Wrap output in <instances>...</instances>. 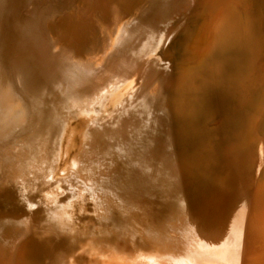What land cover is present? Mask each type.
I'll use <instances>...</instances> for the list:
<instances>
[{
	"label": "rangeland",
	"instance_id": "obj_1",
	"mask_svg": "<svg viewBox=\"0 0 264 264\" xmlns=\"http://www.w3.org/2000/svg\"><path fill=\"white\" fill-rule=\"evenodd\" d=\"M67 1L68 0H54V1L53 0H45V1L44 0H35V2L37 4H39V3H41V4L53 3L54 8L64 6ZM171 1L172 0H152L151 5H149L150 7L147 6V7H144L143 9H141L139 11V13L137 14V16H135V18H133V20L129 24H127V26L123 27L122 30L120 32H118L119 38L117 40V43L116 44L114 43V45H115L114 49L116 50V51L114 50V54L118 58L122 57V55H123V56H125V58H127L128 61L141 62V65L143 64L144 68H146V69L148 68L147 70H151V69L155 70L157 73H160L161 75H163V78L166 79L168 82H171L172 80L175 81L178 78H180L182 76L183 72L189 67L188 69L193 70L192 71V77L194 78V80H196V81L198 80L197 82H199L205 76V69L203 66H200V67L198 66V65H200V63L191 62L192 57H193V54H192L193 50H192V48H190V46L192 47V42L196 38L198 31L203 26L202 24H204L206 22V16L204 14H201L200 12H195L193 14H187L186 16H184L185 19H183L184 17L178 18L179 13L181 12L180 11L181 8L179 7V8H177L176 11H174L175 15L172 12L169 13V10H171V9H169ZM154 7H156V8H154ZM154 9H156V10H154ZM167 9H169V10H167ZM160 10H163L164 12L160 11ZM165 10H166V12H165ZM153 12H156V14L154 13L155 14L154 15ZM151 17L154 21L156 20L155 21V23H156L155 27L152 30L150 29L148 31V33H145V36H144V34L138 35V33L140 32L141 29L142 30H143V28L148 29L147 26L149 25L148 22L150 21ZM177 19H178V21H177ZM135 29L137 31L139 30V32H136ZM132 35H134V37H133L134 39L132 38ZM164 35H165V37H164ZM137 39H140V40H137ZM128 40H130V42ZM154 41L156 43H154ZM124 43H125V45H124ZM131 47H132V49H131ZM179 49L181 51H179ZM183 50H185V51H183ZM119 51H120V53H119ZM180 52L183 54H181ZM101 53L102 52H100L99 54H101ZM190 53L192 54V56ZM99 54L97 56H99ZM174 54H175V56H174ZM91 55L95 59L91 57L92 59L90 62V66H87V65L83 66L82 65L80 67H75L73 70H69L70 71V75H69L70 78L73 77L76 79V81L81 80L82 78H86V79L92 78V76H93L92 74L94 72H96V70H98L101 67V63H103L104 60L102 58L103 56L97 57L95 51H92ZM189 56H190V58H189ZM176 57H178V58L176 59ZM180 58H182V59L184 58V59L179 60ZM158 59H159V61L157 62ZM185 59H187V60H185ZM92 61H94V62H92ZM263 63H264V60H263ZM144 64H145V66H144ZM217 64L219 66H222L220 64V61L217 62L216 65ZM155 66H156V68H154ZM157 66H159L161 68L158 69ZM184 66H186V67H184ZM162 67H163V69H162ZM177 68H179V69H177ZM238 69H239V67H238ZM178 71L180 72V74ZM226 71H229V70H226ZM177 75H178V77H177ZM132 80H133V77H131L130 79H127L126 81H124L123 79H118V78L115 79L114 81L110 80L106 84H104L99 90L95 91L94 94L92 92L88 95L86 94V96L84 95V96L80 97L79 99H64L63 100L62 99L63 98L62 93L64 92V90H62L63 88L57 89L54 93H52V94L50 93L49 95H47L46 96L47 98L46 97L43 98L42 103H40V105H39V103L35 102L33 109L45 108L49 112L51 111L50 114L55 115L56 123H57V125H56L57 129L54 132V134H52L50 137H48L47 140H45V138H44V141H41L37 145H35V147H34L35 149L33 148V145H31L30 142L28 143V140H26L24 137H20V134L22 133V131H24V129L28 125V122H33V119L30 117L28 119L26 117L27 119L25 120L26 123H24V126L22 125V122H21V124H19L20 125L19 126L15 123L17 111H15L13 109H8L7 111H0V128L1 129L3 128V130H4L3 131L0 129V148L2 146H4L3 143L6 142V145L4 146L5 148L2 147V149H0V152L3 154L4 153L3 149H4V151H5L4 154H6V155L8 154V156L10 155L8 158V161H6L7 163L4 162V163L0 164V167H1L0 168V176L1 177L3 176L2 178L0 177V187H1L0 188V195H1L0 196L1 197L0 206H2V207H0V216H1L0 217V264H264V261H263L264 260L263 259L264 258V226H263L264 225V219L262 217L264 214V211H263L264 209L262 207V201L259 198H257V197L254 198V196L247 195L248 197L245 198L240 203V207L238 209H236L235 212H231V211L226 212L227 209H223V210L220 209L217 211L213 208L206 207L207 204L209 203V200H210V188L208 187L209 177L212 175L211 177L214 178L215 176L220 174L219 177L223 178L226 175H228L229 168H230L228 166L225 167L224 165L219 163L216 158H214L215 157L214 156L215 151L213 149L214 148L213 146L218 147L219 144L223 143L224 141H227L230 139L235 140L234 134L237 133V135L241 136L240 138H241L242 142H241L240 148H241L242 153H241L240 161L238 162V166L235 169L233 168L231 171L232 174L236 175V173L238 171L236 176H238V174L240 173L239 177H242V176L250 173L248 175L247 179L249 180L250 185H252L251 187L254 188L253 184H255V178L257 179V175L259 177V176H261L262 173H264V147H263V145H264V114L261 117L260 122H258V124H259L258 129L260 128L259 129L260 139H259V137H257V139L251 138V135L248 132H246L244 129L246 127V124L249 122V120H251V118H253V116L255 114L254 111H255L257 105L261 104V100H262L261 97H262L263 88L258 87V88H254V89L252 88L251 89V92H250L251 100L247 104L248 108L244 113L240 112V110H239L240 107L235 108V110H234V107H231V106H233L234 100H232L231 97L229 96L228 99L226 100L224 108L221 110V112L218 114V116L214 117L212 120L209 119L210 121L208 120L207 117L205 119H207L208 121L205 119L201 120V122L199 124L201 127L207 126L208 128L210 127V129L212 128L211 133H210L211 135L208 134L209 135L208 140L206 139L205 141L200 142V144H199L200 146L202 145L201 147H203V149H201L202 153H210V155L209 154L205 155V157H203V158H199L200 156L197 158L196 157L193 158V161L191 162V166H190L191 169L189 168L188 173H186V175L182 176V180H181L182 181L181 182V184H182L181 189L182 190L177 188L178 191H176V189L174 188V185L169 186L171 184L172 180H170L168 182L169 183L168 185L167 184L164 185L163 190H164V193L165 192L166 193L163 196H161V199H158L159 203L157 202V200L154 201L153 198L145 199V198H147V196L146 197L143 196V198L131 197L133 200H132V204H131V202H130V204L136 210V212H134L135 211L134 209H127V211L125 209V211H123L121 208H119L120 207V206H118L119 200L113 199V198H115L114 196H116V195L113 194L112 191L111 192L109 191V193H108L107 192L108 190L105 188V186L107 185L104 183L106 181V178L111 177L112 175L126 176V175L130 174L129 170H131L128 168H126L128 170L120 168V167H122V164L120 166V163H121L120 161L122 160L123 157H125V155L123 154L125 152L120 150L121 148L120 149L117 148L119 150H115L116 148H112L116 144H114L115 143L114 141H111V139H109L111 135L109 133H107L105 127H107L109 125L110 126L115 125L116 123H118L122 120L127 121V122L130 121L132 128L134 127L133 129L129 130L130 131L129 134L131 136L130 142H131L132 148H133V146H135L134 148L136 149V148H138V145L141 146V143H142L141 140L145 136L150 137V136L154 135L153 138L159 139V141L163 142V140L165 138L166 130H169V131L170 130H177V129L179 130V129H181V126H179L177 124L175 126H171L170 123H166L164 121L167 118H165L163 116V112L157 111L155 113V111H151L146 105H144L142 103V98L140 97V95L142 93L141 89H140L142 87V84H140L139 79L136 80V81H138L139 84L137 82H135V83L132 82ZM131 82H132V84H131ZM110 84H111V86H110ZM118 84H120V85H118ZM135 84H136V86L139 85V87L138 86L135 87ZM130 90L131 91L133 90L135 93L133 91L131 93ZM259 90H260V92H258ZM108 91H109V94H108ZM126 92H129V93H126ZM133 95H135V96H133ZM136 96H138V97H136ZM129 97H130V99H129ZM97 98H99V100ZM17 99L20 100L22 98H21V96L18 95ZM89 99H90V101H89ZM93 99H94V101L92 102ZM224 99H226V97ZM96 100L98 101L97 103L95 102ZM253 100H254V102H253ZM81 103H83V104H81ZM229 103L231 106L229 105ZM21 104H23V103H19V105H21ZM95 104H97V105H95ZM111 104H113V105H111ZM128 104H130V105H128ZM226 104H228V106H230L233 110L229 109ZM109 105H111V106L109 107ZM124 105H126V106H124ZM82 106H83V109H82ZM114 106H116V107H114ZM250 106H252V107H250ZM77 107H78V109H76ZM90 107H92V108H90ZM55 109H57V111ZM146 109H148V110H146ZM108 110H109V112H108ZM227 110H229V111H227ZM110 112L112 113L111 115L109 114ZM247 112L250 114H248ZM28 113H29V111H28ZM108 114H109V116H112V118H110V117L108 118ZM239 114H241V116ZM228 115H229V117H228ZM244 115H245V117H244ZM66 116H67V118H66ZM113 117H114V119H113ZM134 118H136V119H134ZM237 118H238V120H237ZM219 119H222L223 121H226V122L228 121L226 124L227 125L229 124V125L225 126L222 130L218 129L220 124L218 126V124H214V123H217V121ZM4 120L6 122H8L7 125H6V122ZM74 120L77 122H75ZM223 121H221V122H223ZM101 125H103V126H101ZM75 126H76V128H75ZM97 126L99 127V129ZM67 128L69 130H67ZM215 128H217V129H215ZM139 129H141V130H139ZM14 130L16 131V133ZM69 131H71V132H69ZM87 131H88V133H87ZM91 131L93 133H91ZM101 131H103V133L104 132L105 133L104 134L102 133L103 134L102 135ZM213 131L215 132V134H213L214 133ZM77 132L79 133L80 136H78ZM4 133H9V134H4ZM60 133H61V135H60ZM3 134H4V136H3ZM63 134H65V135H63ZM14 135H16V137H15L16 139L14 141L16 143H14V142L9 143L7 138H9V136H14ZM95 135H98V136H96V138H95ZM104 135H106V136H104ZM103 136H104V138H103ZM221 136H223V137L225 136V137L223 138ZM70 137L74 138L75 141H74V139H72ZM243 138H245V139H243ZM69 140L71 141V143L73 142V145L75 148L73 147L72 144H71V146H69V144H70ZM261 140H263V141H261ZM100 142H102V143H100ZM106 142H107V144H106ZM112 142H114V143H112ZM164 142H166L165 148H166L168 154H171V155L177 154L178 155V156L176 155L177 157H179L180 155H182V157H189V156L194 154V151H197L198 149H200V147L197 146L198 144L197 145L195 144V146H194V144L192 145L189 143L188 144L187 143L185 144L183 142L178 143L175 140L172 142H168L167 140L166 141L164 140ZM219 142H221V143H219ZM1 143H2V145H1ZM17 143H19V145ZM93 143H95V144H93ZM45 145H47V146H45ZM57 145H58V147L56 148ZM76 145L78 147H76ZM12 146H14L13 148L16 150H14L12 148ZM109 146H111V147H109ZM69 147L70 148L73 147V148L70 149ZM246 147H248V148L246 149ZM262 147H263V150L261 149ZM76 148H78L79 150ZM111 148L114 151L110 150ZM215 149L217 150V148H215ZM14 151H15V153H14ZM76 151H77V153H76ZM91 151H93V152H91ZM119 152H121L120 153L121 155L119 154ZM74 153H76L75 154L76 157H74ZM93 153H94V155H93ZM53 154L54 155L57 154V155L54 156ZM72 154H73V156H72ZM101 154L103 157L101 156ZM248 154H249V156H247ZM21 156H23V157H21ZM40 156H42V157L40 158ZM67 156H69V157H67ZM55 157H56V159H55ZM77 158H79V159H77ZM11 159H13V160H11ZM66 160H67V162H66ZM11 161H12L13 165H12ZM17 161H19V162H17ZM29 161H31V162H29ZM52 161L56 162L57 164L54 162H53L54 163L53 164ZM254 161H256V162H254ZM15 162H16V164H15ZM68 162H70V164ZM248 162H249V164H248ZM22 163L24 165L27 163L26 164L27 166H24ZM61 164L63 166L64 165H66V166L62 167ZM261 164H262V166H261ZM67 165H69V166H67ZM16 166H18V167H16ZM35 168H37V169H35ZM1 169L3 172L1 171ZM64 169H66V170H64ZM242 169L244 170V172H241ZM245 170L247 171V173H245ZM89 172H90V174H89ZM26 173H28V174H26ZM241 173H242V175H241ZM50 175H51V177H50ZM71 176H72V178H71ZM8 178H10V179H8ZM54 179L58 180V181H55ZM19 181H21V183ZM11 183H13V184H11ZM100 183H102V184H100ZM46 184H47V186H46ZM256 184H257V181H256ZM44 186H46V187H44ZM62 186H63V188H62ZM14 187H15V189H14ZM47 187H49V188H47ZM10 189L13 191H11ZM44 189H45V191H44ZM174 189H175V191H174ZM249 190H247V191H249ZM19 191H21V192H19ZM167 191H169V192H167ZM5 192L8 193V194L6 193L7 195L5 194L7 197L4 195ZM13 192H14V194H12ZM81 193H83V194H81ZM111 193H112V195H111ZM246 193H248V192H246ZM2 194L4 196H2ZM27 194H29V195H27ZM171 194H173V196ZM165 195H166V197H165ZM15 196H17L16 198H18V199H20V196H21V198L24 197V198H22L24 200H22V199L18 200L15 198ZM69 196L71 199L69 198ZM130 196L131 195H129V197ZM195 196H196V198H195ZM162 197H165V198H162ZM3 198H5V199H3ZM9 198H11V199L8 200ZM83 198H84V201H86L84 203L85 207H91L92 208L88 212L95 213L94 216H98V218L100 217L102 222L103 221L105 222V214L104 213H106L107 210L110 211L111 209L114 210V208H115L114 211H117L118 209H121L120 211L124 212L123 214L121 212L122 217L123 218L125 217L124 218L125 221L130 225L129 230L125 233H122V234L118 233V234H114V235L109 236L108 234L102 233V231L97 230V228H99L101 223L96 221V222H94V224L96 223L94 229L87 230L85 238H83V236H81V235H76V236L73 235V236H69L67 238H64L60 242H58L54 245H51V246H46L42 242V244L40 243L42 245L41 246L39 244V242H40L39 239H37V237L35 236V230H36L35 229V226H36L35 223L37 224V222H41L42 219L44 218V215L48 212V209L50 211L51 207L60 206L59 204H61V206H60L61 210H62V212H64L63 213L64 218L66 220L71 221L75 217L76 209L78 208L77 210H79L81 208V205H79V203H80L79 200H81ZM2 199H3V201H2ZM12 199H14V201H12ZM33 200H34V202L32 203ZM135 200H136V202H135ZM171 200H173V201H171ZM45 201L46 202L48 201V202L46 203ZM177 201H178V203H177ZM4 202H5V204H4ZM10 202H12L11 203L12 205L10 204ZM55 202L58 204H56ZM106 202H108V203H106ZM164 202H166V204ZM169 202H171V203H169ZM175 202L177 203V206L174 205V204H176ZM193 202H194V204H193ZM201 202H203V203H201ZM21 203H23V204H21ZM18 204H19V206L16 207V205H18ZM20 204H21V206H20ZM76 204H78V205H76ZM163 204H165V205H163ZM202 204H204L206 206H202V208H201L200 205H202ZM244 204H245V206H244ZM33 205H34V207H33ZM73 205H74V207H73ZM256 205H258V206L256 207ZM5 206L6 207L10 206L9 207L10 209L6 208ZM173 206H174V208H172ZM38 207H40V208L37 211ZM175 207L177 209H175ZM259 207H261V209ZM65 208H66V211H65ZM106 208H108V209H106ZM14 209H15V211H14ZM103 209H105V210H103ZM178 209H180V210H178ZM113 210H111V211H113ZM176 210H178V212ZM260 210H261V212H260ZM33 211L34 212L36 211V212L33 213ZM15 212H17L18 215ZM236 213H238V214H236ZM234 214H236V215H234ZM259 215H260V217H259ZM168 218H170V219H168ZM255 218H256V220H255ZM259 218H261V219H259ZM138 220H140V221H138ZM166 221L168 222V225H166L167 224ZM32 222H33V225H32ZM254 222L256 225L254 224ZM138 223H139V225L141 223L142 226L141 225L139 226ZM182 225H183V227H181ZM237 227H238V229H237ZM146 228L148 229V231ZM182 229H183V231H182ZM133 230H134V232H132ZM150 231H151V233H150ZM210 231H211V233H210ZM166 233L168 234V236ZM140 234L142 236H140ZM172 234L174 236H172ZM146 236H148V237H146ZM104 237H105V239H104ZM138 237L140 239H138ZM162 237L165 239H163ZM201 238L203 241L201 240ZM233 238H235V239H233ZM194 239H196V240H194ZM199 239L201 242L199 241ZM205 239H207V240H205ZM88 240H93L97 243L86 244V242H88ZM37 243H38V245H37ZM208 243H210V244H208ZM253 243H255V244H253ZM11 244H12V246H11ZM193 244H194V246H193ZM213 244H214V246H213ZM222 244H223V247L221 246ZM246 244L249 246V248H248V246H246ZM235 245H237V246H235ZM240 246H243L242 250H241ZM9 248H10V250L12 248V250L10 251ZM196 250H198V252H195ZM12 251H13V253H12ZM253 255L256 257H254ZM8 256H9V258H8ZM199 256H201V257H199ZM246 256H248V257L246 258ZM261 256H263V257H261ZM245 258H246V260H245Z\"/></svg>",
	"mask_w": 264,
	"mask_h": 264
},
{
	"label": "bare ground",
	"instance_id": "obj_2",
	"mask_svg": "<svg viewBox=\"0 0 264 264\" xmlns=\"http://www.w3.org/2000/svg\"><path fill=\"white\" fill-rule=\"evenodd\" d=\"M151 1L152 0H68L66 2V4L64 3L65 4L64 6L54 8L53 3H48V4L47 3H44V4L39 3V4H37L35 2V0H0V111H7L8 109H13V110L17 111V115L15 118V123L17 125L21 124V122H22V125L24 126V123H26L25 120L27 118L29 119V117H30L33 119V122H28V125L26 126L24 131H22V133L20 134V137H24L26 140H28V143L30 142L31 145H33V148L39 142L44 141V138H45V140H47L48 137H50L52 134H54V132L57 129L56 128L57 123H56L55 115L50 114L51 111L49 112L45 108L33 109L35 102L39 103V105H40V103H42L43 98H45L50 93L51 94L54 93L57 89H62V88H63L62 90H64V92L62 93L63 94V96H62L63 100L64 99H79L80 97H82L84 95L86 96V94L88 95L92 92L94 94L95 91L99 90L104 84H106L110 80L114 81L115 79L118 78V79H123L124 81H126L127 79H130L131 77H133L132 82L138 83V81H136V80L139 79L140 84H142V87L140 88L141 92H142L140 97L142 98V103L144 105H146L151 111H155V113L157 111L163 112V116L165 118H167L164 121L166 123H170L171 126H175L176 124L181 126V129H179V130L178 129L177 130H170V131L166 130L164 140L165 141L167 140L168 142H172L175 140L178 143H181V142H183L185 144L189 143L192 145L194 144V146H195V144L196 145L198 144L197 146L200 147V149H198L197 151H194V154L189 156V157H182V155L177 157L178 156L177 154H172V155L168 154V152L165 148L166 142H164V140H163V142L159 141V139L153 138L154 135H152L150 137L145 136L144 138H142L141 146L138 145V148L135 149L134 148L135 146H133V148H132L131 142H130L131 136L129 134V132H130L129 130L134 128V127L132 128L130 121L127 122V121L122 120V121L116 123L115 125H111V126L109 125V126L105 127L107 133H109L111 135L109 139H111V141L115 142V143L114 142H112V143L116 144L112 148H116L115 150H119L121 148L120 150L125 152V153H123L125 155V157H123L122 160L120 161L121 162L120 166L122 164V167H120V168L131 169V170H129L130 174H128L126 176L112 175L111 177L106 178V181L104 182L105 184H107L105 186V188L108 190L107 192L109 193V191L110 192L112 191L113 194L116 195V196H114L115 198H113V199L119 200L120 203L118 202V206H120L119 208H121L123 211H125V209H126V211H127V209H134L133 206L131 205L132 200H133L131 197L143 198V196L144 197L147 196V198H145V199L153 198L154 201L157 200V202H158V199H161V196H163L166 193V192L164 193V190H163L164 185H166V184L168 185L169 184L168 182L170 180H172V182L169 186L174 185V188L176 189V191H178L177 188L182 190L181 189V187H182V184H181L182 176L186 175V173H188V170L191 166V162L193 161V158L194 157L197 158L199 156H200L199 158H203V157H205V155H208V154L210 155V153H202L201 149H203V147H201L202 145L200 146L199 144H200V142H203L206 139L208 140L209 135H211L210 133H211L212 128L210 129V127L208 128L207 126L201 127L199 124H200L201 120H204L206 117L208 118V120L209 119L212 120L214 117L218 116V114L224 108L226 100L228 99L229 96L231 97L232 100H234L233 106H231L230 103H229V105L231 107H234V110H235V108L240 107L239 108L240 112L244 113L248 108L247 104L251 100V97H250L251 89L252 88L253 89L258 88V87L263 88L262 97H261L262 98L261 104L257 105V107L254 111L255 114H254V116L252 115L253 118H251V120H249V122L246 124V127L244 128L245 131L248 132L251 135V138H253V139H257V137H259V129L260 128L258 129V125H259L258 122H260L261 117L264 114V63H263V60H264V0H172L171 1L170 8H169L171 10H169V9H167V10H169V13L170 12L174 13V11H176L177 8L180 7L181 12L179 13L178 18H183L187 14H193L195 12H200L201 14H204L206 16V22L205 23L203 22L204 24H202L203 26L198 31L196 38L194 37L195 39L192 42V47L190 46V48H192V50H193V52L191 51L193 54L191 62L200 63V65H198V66L199 67L203 66L205 69V76L199 82H197L198 80L197 81L194 80V78L192 77V71L193 70L188 69L189 67L183 72L181 77L179 76L180 78H178L175 81L172 80L171 82H168L166 79L163 78V75H161L160 73H157L155 70H152V69L147 70L148 68L147 69L144 68L143 64L141 65V62L128 61L127 58H125V56H123V55H122V57H119V58L117 56H115V54H114V50H115L114 49L115 48L114 43L116 44L117 40L119 38L118 32H120L123 27L127 26V24H129L133 20V18H135V16H137V14L139 13V11L141 9L151 5ZM154 8H156V7H154ZM154 10H156V9H154ZM160 11H163V10H160ZM165 12H166V10H165ZM154 13L156 14V12H153V14ZM174 15H175V13H174ZM183 19H185V17ZM155 21L151 17L150 21L148 22L149 23V25L147 26L148 29H144L142 27L143 30L141 29L140 32H139V30L137 31L135 29L136 32H139L138 35L144 34V36H145V33H148V31L150 29L152 30L155 27V24H156ZM177 21H178V19H177ZM133 37H134V35H132V38ZM164 37H165V35H164ZM137 40H140V39H137ZM128 41L130 42V40H128ZM154 43H156V42L154 41ZM124 45H125V43H124ZM131 49H132V47H131ZM92 51L96 52V56L100 52H102L104 54V55L102 53H101L102 55L99 54V56H103L102 58L104 60V62L101 63V67L98 70H96V72H94L92 74L93 76L91 79L82 78L81 80L76 81L75 78H73V77L70 78L69 77V75H70L69 70H73L75 67H80L82 65L83 66H86V65L90 66L91 59L94 58L91 55ZM179 51H181V50L179 49ZM183 51H185V50H183ZM119 53H120V51H119ZM181 54H183V53H181ZM192 54H191V56H192ZM99 56H97V57H99ZM174 56H175V54H174ZM177 58L178 57H176V59ZM189 58H190V56H189ZM159 59L157 60V62L159 61ZM181 59L182 58H180L179 60H181ZM185 60H187V59H185ZM219 61H220V64L222 66H219L218 64L216 65V63ZM92 62H94V61H92ZM144 66H145V64H144ZM159 66H157L158 69L161 68ZM184 67H186V66H184ZM238 67H239V69H238ZM154 68H156V66ZM162 69H163V67H162ZM177 69H179V68H177ZM226 70H229V71H226ZM179 74H180V72H179ZM177 77H178V75H177ZM132 82H131V84H132ZM118 85H120V84H118ZM110 86H111V84H110ZM137 86L139 87V85H137ZM137 86L135 84V87H137ZM132 91H131V93H132ZM129 92H126V93H129ZM258 92H260V90ZM108 94H109V91H108ZM18 95L21 96L22 99L18 100L17 99ZM133 96H135V95H133ZM138 96H136V97H138ZM223 97L224 98L226 97V99H224ZM97 99L99 100V98H97ZM129 99H130V97H129ZM89 101H90V99H89ZM93 101H94V99L92 100V102ZM95 102L97 103L98 101L96 100ZM253 102H254V100H253ZM19 103H23V104L19 105ZM81 104H83V103H81ZM95 105H97V104H95ZM111 105H113V104H111ZM111 105H109V107ZM128 105H130V104H128ZM226 105L228 106V104H226ZM124 106H126V105H124ZM230 106H228V108L232 109ZM114 107H116V106H114ZM250 107H252V106H250ZM90 108H92V107H90ZM76 109H78V107ZM82 109H83V106H82ZM55 110L57 111V109H55ZM146 110H148V109H146ZM28 111H29V113H28ZM227 111H229V110H227ZM108 112H109V110H108ZM109 114L111 115L112 113L110 112ZM109 114H108V118L109 117L112 118V116H109ZM248 114H250V113H248ZM229 115H228V117H229ZM239 115L241 116V114H239ZM244 117H245V115H244ZM66 118H67V116H66ZM113 119H114V117H113ZM134 119H136V118H134ZM205 120H207V119H205ZM237 120H238V118H237ZM221 121H223V120L219 119L217 121V123H214V124H218V126L220 124L218 129L222 130L225 126H228L229 124L228 125L226 124L228 121L227 122L226 121L221 122ZM75 122H77V121H75ZM7 123L8 122H6V125H7ZM76 126H75V128H76ZM101 126H103V125H101ZM98 129H99V127H98ZM215 129H217V128H215ZM1 130H3V128ZM67 130H69V129L67 128ZM139 130H141V129H139ZM69 132H71V131H69ZM15 133H16V131H15ZM87 133H88V131H87ZM91 133H93V132L91 131ZM102 133H103V131H101V134ZM4 134H9V133H4ZM4 134H3V136H4ZM213 134H215V132ZM60 135H61V133H60ZM63 135H65V134H63ZM234 135H235V140L230 139V140H227L228 142L227 141H224L223 143L219 142L221 144H219L218 147L217 146H213L214 148L212 147L215 151L214 152L212 150L215 153V154L213 153L215 156L214 158H216L218 160V162L221 163L222 165H224L225 167L228 166L230 168H229L228 175H226L223 178L219 177L220 174L215 176L214 178L211 177L212 175L209 177L208 187L210 188V200H209V203L207 204V206L204 204L200 205L201 208H202V206H206L208 208H213L217 211L220 209L221 210L227 209L226 212L227 211L235 212L236 209H238L240 207V203L245 198L248 197L247 195H250V196H254V198L255 197L259 198L262 201V207L264 209V173H262L261 176H259V177L257 175V179L255 178V184H253L254 188H252L251 187L252 185H250V182L247 179L248 175L250 173L246 174L242 177H239L240 173L238 174V176H236L238 171H237L236 175L232 174V172H231L233 168L235 169L238 166V162L240 161L241 153H242L241 148H240L241 142H242L241 138H240L241 136L237 135V133ZM78 136H80L79 133H78ZM96 136H98V135H95V138H96ZM104 136H106V135H104ZM104 136H103V138H104ZM15 137H16V135L9 136V138H7L8 142L9 143L14 142L16 139ZM221 137H223V136H221ZM70 138H72V137H70ZM72 139H74V138H72ZM243 139H245V138H243ZM259 139H260V137H259ZM74 141H75V139H74ZM261 141H263V140H261ZM102 142H100V143H102ZM14 143H16V142H14ZM17 144L19 145V143H17ZM71 144L73 145V142L71 143V141H70L69 146H71ZM93 144H95V143H93ZM106 144H107V142H106ZM1 145H2V143H1ZM3 145L5 146L6 142L3 143ZM4 146H2V147H4ZM45 146H47V145H45ZM2 147L0 149H2ZM13 147L14 146H12V148ZM57 147H58V145L56 146V148ZM73 147H74V145H73ZM73 147H71V148H73ZM76 147H78V146L76 145ZM109 147H111V146H109ZM263 147H264V145H263ZM263 147L261 148L262 150H263ZM112 148L110 150L114 151ZM117 148H119V149H117ZM215 148H217V150ZM247 148L248 147H246V149ZM76 149H78V148H76ZM14 150H16V149H14ZM3 152L5 153L4 149H3ZM91 152H93V151H91ZM4 153L2 154L0 152V164L8 161V158L10 156V155L8 156V154L6 155ZM14 153H15V151H14ZM76 153H77V151H76ZM76 153H74V157H76L75 156ZM120 153L121 152H119V154ZM55 155H57V154H55ZM93 155H94V153H93ZM72 156H73V154H72ZM101 156H102V154H101ZM247 156H249V154ZM21 157H23V156H21ZM41 157L42 156H40V158ZM67 157H69V156H67ZM79 158H77V159H79ZM55 159H56V157H55ZM11 160H13V159H11ZM17 162H19V161H17ZM29 162H31V161H29ZM53 162L54 161H52V163ZM66 162H67V160H66ZM254 162H256V161H254ZM11 163H12V161H11ZM54 163H56V162H54ZM68 163L70 164V162H68ZM15 164H16V162H15ZM26 164L25 165L23 164V165L27 166ZM248 164H249V162H248ZM262 164H261V166H262ZM12 165H13V163H12ZM65 166L66 165H64V166L62 165V167H65ZM67 166H69V165H67ZM16 167H18V166H16ZM35 169H37V168H35ZM128 169H126V170H128ZM64 170H66V169H64ZM242 170H241V172H244V170L243 171ZM1 171H2V169H1ZM245 173H247L246 170H245ZM26 174H28V173H26ZM89 174H90V172H89ZM241 175H242V173H241ZM50 177H51V175H50ZM71 178H72V176H71ZM8 179H10V178H8ZM55 181H58V180H55ZM256 181H257V184H256ZM19 182L21 183V181H19ZM13 183H11V184H13ZM102 183H100V184H102ZM46 186H47V184H46ZM46 186H44V187H46ZM63 186H62V188H63ZM47 188H49V187H47ZM14 189H15V187H14ZM175 189H174V191H175ZM247 190H249V191H247ZM11 191H13V190H11ZM44 191H45V189H44ZM19 192H21V191H19ZM167 192H169V191H167ZM246 192H248V193H246ZM6 193L7 192H5L4 195ZM12 194H14V192ZM81 194H83V193H81ZM4 195L2 194V196H4ZM27 195H29V194H27ZM111 195H112V193H111ZM129 195H131V196L129 197ZM166 195H165V197H166ZM171 195L173 196V194H171ZM16 197L17 196H15V198ZM165 197H162V198H165ZM22 198H24V197H22ZM22 198L20 196V199H22ZM69 198H70V196H69ZM195 198H196V196H195ZM0 199H1V197H0ZM3 199H5V198H3ZM3 199H2V201H3ZM10 199L11 198H9L8 200H10ZM16 199H18V198H16ZM20 199H18V200H20ZM22 200H24V199H22ZM136 200H135V202H136ZM12 201H14V199H12ZM79 201H80V203L79 202L78 203H79V205H81V208L79 207L80 208L79 210H77L78 209L77 208L75 211V217L73 219L71 218L72 219L71 221L73 223L64 218V214H63L64 212H62L61 207H60L61 204H59L60 206L51 207L50 211L48 209V212L44 215V218L42 219L41 222H37V224H36L33 221L36 225L35 226V229H36L35 230V236L37 237V239H39V241H40L39 244L40 243L42 244V242H43L44 245L51 246V245H54V244L60 242L64 238H67V237L73 236V235H75V236L81 235V236H83V238H85L87 230L94 229L95 224H96V223L94 224V222H96V221L101 223V224L99 223L100 226H99V228H97V230H100V231H102V233L108 234L109 236L114 235V234H118V233L122 234V233H125L129 230L130 225L125 221V219H124L125 217L124 218L122 217V215H121L122 211H120L121 209H118L117 211H114L115 208H114V210L111 209L113 211H111L110 209H109L110 211L107 210L106 213H104L105 214V222L104 221L102 222L100 217L98 218V216H94L95 213L88 212L92 208L91 207H85L84 203L86 201H84V198L79 200ZM171 201H173V200H171ZM33 202H34V200L32 201V203ZM130 202H131V204H130ZM11 203L12 202H10V204ZM106 203H108V202H106ZM164 203L166 204V202H164ZM169 203H171V202H169ZM177 203H178V201H177ZM177 203L174 205L177 206ZM201 203H203V202H201ZM4 204H5V202H4ZM21 204H23V203H21ZM21 204H20V206H21ZM56 204H58V203H56ZM165 204H163V205H165ZM193 204H194V202H193ZM76 205H78V204H76ZM17 206H19V204L16 205V207ZM244 206H245V204H244ZM257 206L258 205H256V207ZM0 207H2V206H0ZM9 207H6V208H9ZM33 207H34V205H33ZM73 207H74V205H73ZM39 208L40 207L37 208V211ZM108 208H106V209H108ZM172 208H174V206ZM259 208L261 209V207H259ZM175 209H177V208L175 207ZM103 210H105V209H103ZM178 210H180V209H178ZM178 210H176V211L178 212ZM14 211H15V209H14ZM65 211H66V208H65ZM35 212L33 211V213H35ZM134 212H136V210ZM260 212H261V210H260ZM15 213H17V212H15ZM123 213L124 212H122V214ZM236 214H238V213H236ZM236 214H234V215H236ZM17 215H18V213H17ZM259 217H260V215H259ZM262 217L264 219V214ZM261 218H259V219H261ZM168 219H170V218H168ZM140 220H138V221H140ZM255 220H256V218H255ZM33 222H32V225H33ZM254 224H255V222H254ZM138 225H139V223H138ZM140 225L142 226L141 223H140ZM166 225H168V222ZM181 227H183V225ZM237 229H238V227H237ZM147 231H148V229H147ZM182 231H183V229H182ZM132 232H134V230ZM150 233H151V231H150ZM210 233H211V231H210ZM140 236H142V235L140 234ZM167 236H168V234H167ZM172 236H174V235L172 234ZM146 237H148V236H146ZM104 239H105V237H104ZM138 239H140V238L138 237ZM163 239H165V238H163ZM233 239H235V238H233ZM194 240H196V239H194ZM201 240H202V238H201ZM205 240H207V239H205ZM199 241H200V239H199ZM94 243H97V242H95L93 240H88V242H86V244H94ZM208 244H210V243H208ZM247 244H246V246H248ZM253 244H255V243H253ZM37 245H38V243H37ZM11 246H12V244H11ZM193 246H194V244H193ZM213 246H214V244H213ZM221 246L223 247V244ZM235 246H237V245H235ZM242 247L243 246H240L241 250H242ZM12 248H11V250H12ZM248 248H249V246H248ZM9 250H10V248H9ZM195 252H198V250H196ZM12 253H13V251H12ZM199 257H201V256H199ZM247 257L248 256H246V258ZM254 257H256V256H254ZM261 257H263V256H261ZM8 258H9V256H8ZM246 258H245V260H246Z\"/></svg>",
	"mask_w": 264,
	"mask_h": 264
}]
</instances>
